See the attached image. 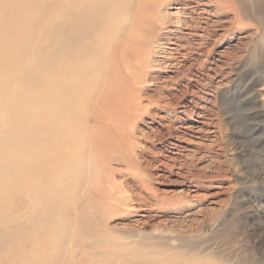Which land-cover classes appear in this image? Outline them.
Here are the masks:
<instances>
[{
	"label": "rangeland",
	"instance_id": "obj_1",
	"mask_svg": "<svg viewBox=\"0 0 264 264\" xmlns=\"http://www.w3.org/2000/svg\"><path fill=\"white\" fill-rule=\"evenodd\" d=\"M165 1L147 5L143 78L83 86L80 167L46 264H264V0ZM49 2L0 0V161L40 135L53 99L49 57L35 76Z\"/></svg>",
	"mask_w": 264,
	"mask_h": 264
},
{
	"label": "bare ground",
	"instance_id": "obj_2",
	"mask_svg": "<svg viewBox=\"0 0 264 264\" xmlns=\"http://www.w3.org/2000/svg\"><path fill=\"white\" fill-rule=\"evenodd\" d=\"M157 3L158 0L48 3L53 22L47 42L52 51L37 63L35 76L45 73L49 57L57 85L49 108L47 103L44 105L46 115L40 135L25 140L23 147L20 145L23 149L18 147L17 159L6 156L0 161V264H46L51 250L62 241L56 240L55 232L59 230L64 235L66 223L56 207L57 202H69L70 171L80 167L76 159L80 144L72 135L76 104H81L88 91L83 86L95 83L102 75L105 79L109 72L113 77L130 74L133 81L143 78L153 53L149 50L150 27L153 31L155 28L147 5ZM38 117L39 113L34 114L35 119ZM46 120L49 122L43 123ZM5 140L6 135L1 133L0 149L8 147Z\"/></svg>",
	"mask_w": 264,
	"mask_h": 264
}]
</instances>
